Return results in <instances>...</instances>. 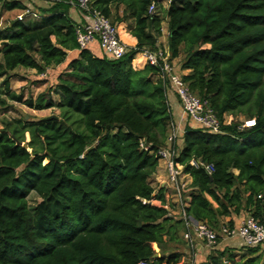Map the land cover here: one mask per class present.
<instances>
[{
    "label": "trees",
    "instance_id": "obj_1",
    "mask_svg": "<svg viewBox=\"0 0 264 264\" xmlns=\"http://www.w3.org/2000/svg\"><path fill=\"white\" fill-rule=\"evenodd\" d=\"M67 1L53 0L30 20L22 1L0 0V17L22 14L0 26V108L59 110L0 129V264H184L170 249L185 242L183 217L169 214L163 189L154 194L151 183L161 148L191 179L181 192L190 199L186 219L219 231L234 227L224 218L246 213L264 225V0H91L134 38L119 59L79 47ZM165 19L170 58L190 70L182 80L221 122L218 132L186 123L181 148L167 143V82L135 57L157 49ZM57 67L55 84L34 98L10 87L17 69ZM240 115L255 124L242 128ZM30 193L39 198L33 208ZM200 264H264V251L225 247Z\"/></svg>",
    "mask_w": 264,
    "mask_h": 264
},
{
    "label": "built area",
    "instance_id": "obj_2",
    "mask_svg": "<svg viewBox=\"0 0 264 264\" xmlns=\"http://www.w3.org/2000/svg\"><path fill=\"white\" fill-rule=\"evenodd\" d=\"M68 2L88 19L83 26L76 30V41L80 48H85L92 41L97 40L102 53L111 59L122 58L131 49L118 36L117 27L99 10L91 6V0H68ZM154 9L155 5L151 2L148 12L152 13ZM135 56L143 58L146 63L158 69L159 76L167 82L168 88L177 96L181 106V119L185 123L189 122L196 128L206 129L211 132L220 130L221 122L208 101L189 90L187 84L182 80V75L178 73L172 62L168 51L160 47H157L156 50H150L145 47L136 50ZM254 124V119H245L242 120L241 127H251ZM183 132L184 127L180 128L179 124L174 123L167 135V143H173L175 140L178 142ZM172 153L166 148H161L157 151L159 158L166 162L168 182L175 190L178 198L181 216L185 224L182 236L188 246L190 248L194 247L196 242L200 241L207 248H213L221 238H237L245 246L264 249V225L252 216H247L238 226L232 228L227 224H222L219 231L213 230L203 222L185 218L183 214L185 204L182 200L181 192L186 186L179 168L174 165ZM200 164L204 166L207 172L212 171L211 165H205L202 162ZM138 264H149V261L143 260Z\"/></svg>",
    "mask_w": 264,
    "mask_h": 264
},
{
    "label": "crops",
    "instance_id": "obj_3",
    "mask_svg": "<svg viewBox=\"0 0 264 264\" xmlns=\"http://www.w3.org/2000/svg\"><path fill=\"white\" fill-rule=\"evenodd\" d=\"M22 1V3L26 6V8L28 9V13L27 15L23 14L25 16L26 19H30V20H36L38 19L42 14L40 13L39 9L40 8H45L48 7L50 4H52L53 0H20ZM68 5V15L69 17L72 19V21L78 26L81 27L83 26L87 21V17L82 14L76 7H74L72 4H70L68 1L65 2ZM167 2H163V6H166ZM121 9L122 7L119 8L118 12L121 14ZM17 15V18H20L22 16V14L20 12L17 11H11V12H6L4 13L1 17H0V26L4 25L7 20L9 18H13ZM9 17V18H8ZM118 33H119V37L120 39L130 48L134 47V38L129 34L128 29H127V25L125 23H121V25L117 28ZM167 21L166 19L162 22V33L161 36L158 38L157 41V45L158 47L168 51V47H167ZM87 48L96 56H101V49L99 46V43L97 40L92 41ZM76 51H72L68 53V61L70 58H73L76 56ZM139 61H144L143 58L139 57V56H135ZM67 62V61H66ZM172 62L174 63L178 73L180 75H185L188 74L190 72V70H181L180 69V58L175 57L172 59ZM64 65H62L61 67H63ZM65 67V66H64ZM57 70L59 71V68L57 67ZM31 72H34V70H29ZM28 71V72H29ZM20 79V78H19ZM21 81H26L24 79H20ZM168 88V92H167V98L170 104V110H171V114L174 120L175 124H179L180 128H183L186 123L181 119V106L179 103V100L177 98V96L172 92V90ZM182 147V142L181 139L179 138L178 140V148ZM233 172L236 174L237 171L233 170ZM184 182H185V186H188L191 179L188 176H182ZM151 183L152 186L154 187V194L159 190V189H163V195H164V207L168 210L169 214L172 216H175V218H179V216L181 215V208L178 202V198L175 194V190L173 189V187L170 185V183L168 182V177H167V171H166V162L163 159H160L158 162V167L156 169V172L154 173V175L152 176L151 179ZM189 197H186L183 199V202L185 205L188 204L189 202ZM210 200V199H209ZM155 204H160L159 201L154 200ZM247 217L246 213H241L240 215H235V216H231V217H226L224 218L225 222H229L231 221L233 223L234 226H238L245 218ZM183 231L180 233V238L185 241L183 239L182 236ZM225 246L227 247H231V248H238L241 246H244L243 243L237 239V238H230V239H223L221 238V240L219 242H217L216 246H214L213 248H207L202 242L197 241L196 245H194V247H189L188 244L186 243V241L184 242V244H171L170 245V249L172 248L173 250H177L178 252H180L182 254V259L184 261V263H188L189 264H200L202 262H204L206 260V257L210 254V252H212L213 250H219V249H223L225 248ZM157 254L159 256L158 253V249L156 248Z\"/></svg>",
    "mask_w": 264,
    "mask_h": 264
},
{
    "label": "rangeland",
    "instance_id": "obj_4",
    "mask_svg": "<svg viewBox=\"0 0 264 264\" xmlns=\"http://www.w3.org/2000/svg\"><path fill=\"white\" fill-rule=\"evenodd\" d=\"M28 71L29 70H24V69L15 70L14 72L17 75L10 81V87L12 90L16 92L21 90L25 96L31 95L33 98L36 97L38 93H41L47 90L51 85L55 84L56 77L58 74V70L56 69H49L48 71H46L45 74H41V75H37V73L31 72V71L28 72ZM19 76H22L23 79L26 81H21L20 80L21 78ZM8 104H9V107L7 109L0 108V129L3 127L6 121H10V120H14V119L22 118V117L30 120L31 118L57 116L59 114V110L56 108H48L44 110H33V109L27 108L26 106L20 103L10 102ZM245 119H247L246 116L244 115L239 116V121H242ZM227 120H228V117L226 116L225 121ZM38 200L39 198L35 193H30L28 196L29 207L33 208L34 205L38 202ZM220 240L221 239H219L217 242H219ZM239 248L240 247L235 248V249L238 250ZM261 250L264 251V249L262 248ZM184 264H189V262L184 263Z\"/></svg>",
    "mask_w": 264,
    "mask_h": 264
},
{
    "label": "water",
    "instance_id": "obj_5",
    "mask_svg": "<svg viewBox=\"0 0 264 264\" xmlns=\"http://www.w3.org/2000/svg\"><path fill=\"white\" fill-rule=\"evenodd\" d=\"M56 116H48V117H42V118H31L30 120L31 121H44V120H49V119H51V118H55ZM154 256L155 257H158V254L157 253H155L154 254Z\"/></svg>",
    "mask_w": 264,
    "mask_h": 264
}]
</instances>
